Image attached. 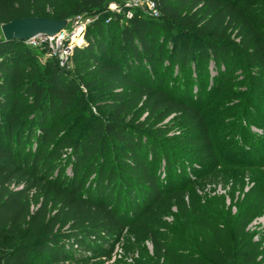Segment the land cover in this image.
<instances>
[{"label":"trees","instance_id":"1","mask_svg":"<svg viewBox=\"0 0 264 264\" xmlns=\"http://www.w3.org/2000/svg\"><path fill=\"white\" fill-rule=\"evenodd\" d=\"M111 1L76 2L75 12L97 17L71 56L95 75L90 80L56 59L43 71L28 68L30 47L0 37V264H93L135 228L153 236L157 254L170 253L173 242L160 237L154 216L174 204L200 217L209 205L196 196L186 204L189 179L182 174L195 162L209 171L220 161L207 115L195 102L210 76L219 93H233L240 84L231 82L244 72L241 116L264 128V22L251 13L250 0H152L157 18L127 7L111 17ZM45 2L0 0V25L20 17L54 18ZM178 78L202 89L191 94L176 87ZM170 116L172 125L162 124ZM172 126L182 131L169 135ZM171 142L190 146L197 158ZM236 207L232 213L222 204L211 212L217 218L206 220L215 236L222 231L214 221L222 222L234 260L239 249L259 247L246 227L264 212V184L255 183ZM256 258L251 252L242 263ZM172 263L192 260L175 257Z\"/></svg>","mask_w":264,"mask_h":264},{"label":"rangeland","instance_id":"2","mask_svg":"<svg viewBox=\"0 0 264 264\" xmlns=\"http://www.w3.org/2000/svg\"><path fill=\"white\" fill-rule=\"evenodd\" d=\"M148 0H112L108 4V8L111 13H118L124 7L131 10L139 9L149 17L157 18L152 9L147 5ZM77 0H46L43 5L46 13L55 19H60L63 13L68 14V24L66 27L67 37L65 40L66 45H76L83 42L84 34L88 30L93 32L89 24L96 19V16H92L86 12H75ZM251 13L255 14V18L260 22H264V0H250ZM112 17V16H111ZM108 17V20L111 19ZM106 20L105 22H107ZM262 24V23H261ZM2 25V24H1ZM0 25V37H3ZM88 28V29H87ZM237 30L234 31L233 37L235 40H240V35H236ZM168 46L171 44V39L167 42ZM30 47L29 66L33 65L37 70L43 71L44 66L49 59L60 60L56 56H49L44 46L27 45ZM74 48V47H73ZM41 49V52H39ZM73 51L68 54L65 61L60 64L61 66L72 69L75 74L84 80H90L95 77L94 74L89 73L90 69H84L82 63H73L72 59ZM78 67V68H77ZM174 73V69L172 70ZM212 73V72H210ZM236 77L233 82L238 85L233 89V93H228V90L220 91L216 90V83L212 86L211 76L207 79L206 86H204L203 96L200 101H195L196 104L206 113L209 120L211 136L214 143L215 152L219 158V165L214 163L210 166H204V171H201L197 162L189 167H185L187 175V191L185 196V202L188 203L191 196H196L201 200L202 204H208L205 206L199 215L188 214L184 209L178 208L173 204L171 207L164 209L161 214L155 215L153 218V224H158V231L166 241L173 242L170 253H164L159 255L156 253L155 244L152 240L150 233H144L141 229H134V231L124 232L120 241L116 243L110 256L93 261V264H173L172 258L186 257L188 260H192V264H234L237 262L241 264L244 257L255 252L257 258L251 263L244 264H264V240L262 234L264 232V212L257 213L246 227L249 239L252 242L259 243V247L255 251L248 249H239V257L237 260L233 259L234 250L230 245L226 232L221 221H214L215 226L222 232H218L219 236H215L213 229H208L207 218L215 220L217 218L211 212L222 206L231 208V212H236V202L241 200L243 194L248 192L252 186L256 183L258 187L264 184V128L260 127L254 121H247L242 118L241 113L246 102V87L245 73L239 70L236 73ZM170 81L174 78L170 77ZM180 84H182L180 86ZM185 86L190 88V93L194 94L196 88L200 87L199 84L191 79L189 80H176V87L181 88ZM230 86V85H229ZM202 89V86L200 87ZM219 93V94H218ZM227 94V95H223ZM260 102L264 105V97L260 99ZM93 112L98 113V109L92 108ZM241 116V117H240ZM145 115L142 116V119ZM173 116L166 118L162 124L169 126L173 123ZM182 131L181 126H172L169 135L178 134ZM169 146L177 148H184V154L187 156H193L197 158L196 151H192L190 154L188 151L190 146H180V142H171ZM256 149V150H255ZM200 157H198L199 159ZM245 164L246 166H240ZM194 166H198L199 172H196ZM162 177L167 174L162 169ZM190 178H189V177ZM234 178L243 179V185L238 184L235 186ZM172 179H175L173 177ZM191 181V182H190ZM241 191V193H240ZM221 204H220V203ZM220 204V205H217ZM38 205L33 204L32 208H36ZM219 206V207H218ZM208 208V210H207ZM204 209L209 211V214H205ZM226 210V208H225ZM204 212V213H203ZM54 213V212H53ZM204 214V215H203ZM202 216V217H201ZM219 218V217H218ZM191 224L193 229H187L184 224ZM216 229V228H214ZM189 236V239H184V236ZM182 236V237H181ZM70 264V263H67ZM243 264V263H242Z\"/></svg>","mask_w":264,"mask_h":264},{"label":"water","instance_id":"3","mask_svg":"<svg viewBox=\"0 0 264 264\" xmlns=\"http://www.w3.org/2000/svg\"><path fill=\"white\" fill-rule=\"evenodd\" d=\"M68 22V19L20 17L3 23L1 31L5 40L25 41L39 34L55 36L66 29Z\"/></svg>","mask_w":264,"mask_h":264},{"label":"built area","instance_id":"4","mask_svg":"<svg viewBox=\"0 0 264 264\" xmlns=\"http://www.w3.org/2000/svg\"><path fill=\"white\" fill-rule=\"evenodd\" d=\"M147 5L149 6L150 9L153 10L155 16L159 14L155 6V3L152 0H148ZM66 37H67V33L66 30H64L55 36L39 34L25 40L24 42L27 45H35L36 47L44 46L46 48L48 55L56 56L60 60V64H62L67 58L66 56L73 51V47H74V45L65 44Z\"/></svg>","mask_w":264,"mask_h":264}]
</instances>
